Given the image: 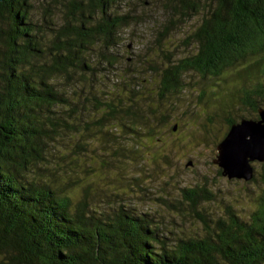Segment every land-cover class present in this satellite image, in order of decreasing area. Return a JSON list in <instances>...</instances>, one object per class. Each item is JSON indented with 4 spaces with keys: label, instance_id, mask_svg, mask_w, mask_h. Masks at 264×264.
<instances>
[{
    "label": "trees",
    "instance_id": "trees-1",
    "mask_svg": "<svg viewBox=\"0 0 264 264\" xmlns=\"http://www.w3.org/2000/svg\"><path fill=\"white\" fill-rule=\"evenodd\" d=\"M118 1L70 0L56 29L46 19L42 25L33 21L31 0L0 3V264H264V163L249 182L259 193L248 216L228 207L223 217L203 220L204 237L173 245L150 214L125 205L93 207L86 187L74 201L72 189L59 188L52 169L41 168L56 157L52 146L58 139L73 132L78 112L52 80L71 76L76 68L91 69L88 50L100 40L113 41L124 24L123 17L109 14ZM166 2L173 17L184 22L203 14L187 38L196 51L148 79L157 107L147 111L137 103L139 91L113 95L96 101L102 116L92 126H122L132 137L139 127L154 140L156 114L163 125L169 123L192 73L204 81L231 79L234 91L223 94L220 103L228 115L227 132L245 119L234 118L235 111L250 109L257 119L264 108V0ZM176 22L162 34L168 35ZM200 90L199 97L213 99L212 89L210 94ZM183 200L195 207L212 200V194L184 189Z\"/></svg>",
    "mask_w": 264,
    "mask_h": 264
},
{
    "label": "rangeland",
    "instance_id": "rangeland-1",
    "mask_svg": "<svg viewBox=\"0 0 264 264\" xmlns=\"http://www.w3.org/2000/svg\"><path fill=\"white\" fill-rule=\"evenodd\" d=\"M69 1L31 0L33 21L42 25L46 19L51 22L49 27H60ZM109 14L123 17L124 24L113 41L100 40L88 50L85 57L91 69L76 68L71 76L52 80L78 112L74 114L73 132L58 139L52 146L58 151L56 157L44 161L41 168L52 169L59 188L72 189L74 201L81 198L86 187L93 207L125 205L150 214L170 245L180 239L204 237L208 228L203 220L223 217L228 207L248 216L259 188L228 180L213 163L217 145L227 132L228 115L220 110V103L223 94L225 97L234 91L229 77L204 81L197 74L188 75L189 87L175 99L176 109L169 123L163 125L156 114L154 140L139 127L134 128L132 137L122 126L119 130L92 126L102 116L96 101H107L113 95L139 91L137 103L147 111L151 105L157 107L155 89L148 79L157 78L166 65L196 51L187 38L203 18L199 14L185 22L175 19L166 0H121L110 6ZM172 20L177 21L175 26L163 35ZM200 89L207 94L212 89L216 100L208 99L209 95L199 97ZM233 117L255 119L256 115L250 109H240ZM254 166L256 173L261 171L260 164ZM196 187L210 192L212 200L195 207L184 201L183 190Z\"/></svg>",
    "mask_w": 264,
    "mask_h": 264
},
{
    "label": "water",
    "instance_id": "water-1",
    "mask_svg": "<svg viewBox=\"0 0 264 264\" xmlns=\"http://www.w3.org/2000/svg\"><path fill=\"white\" fill-rule=\"evenodd\" d=\"M257 113V119H241L231 125L217 145L213 163L228 180L249 183L256 174L254 165L264 163V108L258 109ZM176 130L177 126L174 127Z\"/></svg>",
    "mask_w": 264,
    "mask_h": 264
}]
</instances>
